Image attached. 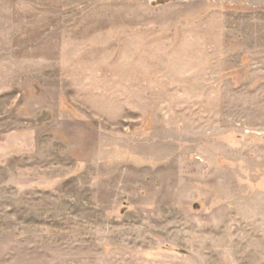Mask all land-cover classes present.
Segmentation results:
<instances>
[{
    "label": "rangeland",
    "instance_id": "1",
    "mask_svg": "<svg viewBox=\"0 0 264 264\" xmlns=\"http://www.w3.org/2000/svg\"><path fill=\"white\" fill-rule=\"evenodd\" d=\"M0 264H264V0H0Z\"/></svg>",
    "mask_w": 264,
    "mask_h": 264
}]
</instances>
